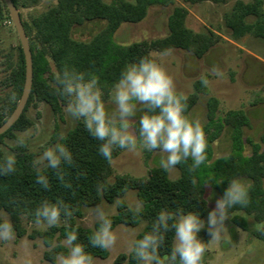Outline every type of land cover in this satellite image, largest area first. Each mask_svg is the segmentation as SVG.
Segmentation results:
<instances>
[{"label":"trees","instance_id":"1","mask_svg":"<svg viewBox=\"0 0 264 264\" xmlns=\"http://www.w3.org/2000/svg\"><path fill=\"white\" fill-rule=\"evenodd\" d=\"M12 1L20 12V9L36 6L40 0ZM185 1L192 4L200 2L227 4L231 0ZM173 2L174 0H135L134 2L115 0L108 4L104 0H56L54 6L33 16L29 22L22 20L33 58V87L30 98L44 101L52 108H55L57 99L67 103V99L55 91V74L62 73L66 66L69 69L75 68L80 72L97 75L104 96L108 97V92L120 79L122 70L129 64L139 63L141 58L154 59L152 52L162 53L165 49H181L197 58H203L221 38L210 30L194 32L188 29L186 26L188 12L183 7H176L172 12L168 22L169 34L164 38L143 40L128 45L118 44L114 40L115 33L122 24L139 23L147 16L150 6L155 4L168 6ZM6 18L11 21L4 0H0V20ZM251 18L253 22H249ZM95 21H105L106 24L89 40L83 41L73 37V30L76 27ZM225 24L234 39L251 32L264 40V0H253L250 3L237 1L231 11L225 15ZM18 51L17 64L8 63L10 72L2 81L4 86L12 87V95L0 111V126L12 114L23 92L26 70L21 45L18 46ZM45 74H49L47 81L41 77ZM207 93L208 89L201 84V81L194 83V92L187 96L188 115L197 104L200 94ZM207 106L209 120H214L215 123L212 129L209 127L204 129L208 142L207 159L195 171H189V165L192 163L189 159L187 163L177 166L181 175L176 180L170 179L169 172L161 167L152 168L146 177L113 176L112 160L118 155L119 149L113 152L112 160L108 161L98 151L101 142L94 139L85 129L84 123L79 121L78 125L61 140V143L70 150L73 158L71 165L67 163L61 165L65 173L64 182L57 178L55 170L42 169L50 182V188L45 190L36 183V169L32 157L25 150H18L14 154L16 171L7 176L0 175V213L5 212L9 215L17 237L28 235L32 240L40 238L47 248L43 258L51 264L57 262L59 255H67L69 248L64 241L66 233L73 230L78 234L76 243L83 244L93 260L106 259L109 256V250L94 248L89 243V237L98 228V224L95 228H85L78 224V219L84 216L85 208L97 206L102 202H117L118 213L109 216L112 220V230L118 225L135 227L141 222H146L144 230L136 237L137 240L151 231L154 220L162 210L172 213L182 210L185 214L198 212L201 219H204L207 212L205 186L212 185L222 197L228 183L235 176L241 175L253 182V190H251L253 200L248 198L249 203L246 207L236 205L230 208L229 215L235 211L264 214V150L260 144L248 141L251 156L246 158L239 153H231L220 161L222 169L220 167L213 171L211 163L210 147L221 134L219 125L230 130L232 148L239 151L238 145H240L245 149L242 136L243 128L249 126L248 115L238 109L227 112L224 117H217L219 101L213 97L208 99ZM28 125L29 121L23 113L14 126L0 136V163L6 157L2 149L4 139L13 137L15 131L24 130ZM261 141L264 144V132ZM65 183H70L71 188L65 187ZM101 186L102 192L98 191V187ZM131 190L136 192L138 201L143 205L138 215H134L135 210L131 209L124 200L125 194ZM44 201L49 203L63 201L71 207L74 214L67 219L62 215L61 223L56 227H47L44 231H33L28 234L21 220L24 217L28 222L34 223V212ZM0 221H3L1 216ZM234 223L245 229L238 219H234ZM198 235L208 244L210 236L206 229ZM173 237L174 231L166 233L165 245L160 250L162 256L170 251ZM258 238L264 240V233H259ZM115 264H137V262L131 251L129 254L118 256Z\"/></svg>","mask_w":264,"mask_h":264},{"label":"rangeland","instance_id":"2","mask_svg":"<svg viewBox=\"0 0 264 264\" xmlns=\"http://www.w3.org/2000/svg\"><path fill=\"white\" fill-rule=\"evenodd\" d=\"M104 1L110 4L115 0ZM134 1L128 0V2ZM237 1L253 2V0H231L227 4H214L212 2L192 4L185 0H174L168 6L155 4L149 7L147 16L141 22L122 24L114 36V40L122 45L164 38L169 34L168 22L172 12L176 7H183L188 12L186 21L188 29L194 32L210 30L221 38L220 42L203 58H197L192 53L181 49H172L168 56H160V52L151 53L157 63L162 64L173 77L178 93L189 96L194 92L196 81H201V77L209 79L208 93L200 94L197 104L189 112L191 118L201 121L204 129L205 127L211 128L215 123L214 120H209L208 114L207 104L211 97L219 101L217 117H224L227 112L238 109L245 111L248 115L249 126L243 128L242 136L245 149H242L240 145H238L239 151L232 148L230 130L219 125L221 134L210 147L213 171L219 169L221 167L220 161L227 158L231 153H239L246 158L250 157L251 147L248 141L260 144L264 150V144L261 141L264 132V40L251 32L239 39L232 37L231 31L225 24V15L231 11ZM55 4L56 0H40L32 8L20 9L22 20L29 22L33 16L42 13ZM249 22H253V18L249 19ZM105 24V21H95L76 27L73 30V37L83 41L89 40ZM19 45L20 41L12 22L7 18L0 20V111L12 95V87L4 86L2 81L9 75L8 63L16 65L18 62ZM36 48L38 49V47ZM213 65L219 66L223 72L222 77L211 74L210 70ZM41 77L47 81L49 74ZM103 99L106 108L111 111L114 105L109 103V96H104ZM66 105L67 103L57 99L55 108H52L44 101L29 98L24 109L29 125L24 130L15 131L13 137L4 139L2 149L5 156L14 155L18 150H25L34 161L42 155L46 148L61 143V137L64 138L70 130L78 125L79 121L83 123L82 120H76L65 111ZM138 118L139 114L135 119ZM21 137L26 141L24 147L16 145V141ZM236 146L234 145V147ZM161 157L162 154L159 151H141L139 154H134L119 149L118 155L112 160L113 176L146 177L152 168L160 167ZM180 175L181 171L177 167L174 171L169 172V178L172 180L178 179ZM233 179H240L248 185V198L253 200V191H251L253 190V182L241 175L235 176ZM228 186L229 183L225 190ZM220 198L221 195L212 185L207 184L205 186L207 212L203 220L206 224L209 212L214 209L216 201ZM124 200L133 210H135L136 203L139 202L136 192L133 190L125 194ZM99 205L105 209L109 216L118 213L117 202H102ZM95 207L84 209V216L78 219L80 226L85 228L96 227L97 223L92 214V209ZM0 216L3 220H10L9 215L5 212H1ZM229 216V219L225 221L228 233L218 243L208 242L204 264H264V240L258 238V234L261 232L254 228L257 224H264V214L235 211ZM234 219L241 221L245 229L234 223ZM21 223L28 234L33 231H44L48 227L46 224L37 225L28 222L24 217ZM145 226L146 222H141L135 227L118 225L112 230L117 236V240L116 244L108 249L109 256L106 259L96 258L93 260V264H115L118 256L129 254L132 242L144 230ZM46 250L47 248L40 238L32 240L28 235L23 237L15 235V239L10 242L0 241V264H26L27 261H31V264H51L43 258ZM55 264H58V261Z\"/></svg>","mask_w":264,"mask_h":264},{"label":"clouds","instance_id":"3","mask_svg":"<svg viewBox=\"0 0 264 264\" xmlns=\"http://www.w3.org/2000/svg\"><path fill=\"white\" fill-rule=\"evenodd\" d=\"M171 51L165 49L160 56H168ZM210 71L214 76H223L218 65H213ZM55 80L56 93L67 99L65 111L76 120L83 121L88 133L101 142L98 151L108 161L112 160L116 149L134 154L159 151L162 154L160 167L167 172L174 171L189 159L192 161L189 171H195L206 161L208 142L204 126L199 119H193L186 113L188 97L176 91L173 77L156 60L144 57L139 63L129 64L122 70L120 79L108 92L109 103L114 105L111 111L106 108L105 93L97 75L66 66L62 73L55 74ZM209 83L207 77H201L204 87ZM16 145L26 146L25 139L19 138ZM15 163L14 155L6 156L0 163V175L14 173ZM62 163H73L72 154L63 143L46 148L33 161L36 183L45 190L50 188L49 179L42 169L55 170L57 178L64 182ZM65 187L71 188V184L65 183ZM98 191L102 192V186ZM248 203V185L240 179H233L209 212L207 224L198 212L185 214L182 210L176 213L162 210L151 231L132 242L131 251L137 264H204L208 244L198 234L206 229L211 237L208 242L218 243L228 233L225 226L230 217L228 210L236 205L246 207ZM141 210L142 203L137 202L134 215ZM73 214L71 207L63 201H44L34 212V223L56 227L61 223L62 215L67 219ZM92 214L98 228L89 237L90 245L102 250L112 248L117 236L112 231L109 214L100 205L92 209ZM254 228L264 233V224H257ZM170 231H174L170 251L162 256L160 250L165 245L166 233ZM14 239L11 221H0V241ZM77 240V231L66 233L64 243L69 251L67 255L57 257L58 264H93V257L83 244L76 243ZM26 264H31V261Z\"/></svg>","mask_w":264,"mask_h":264},{"label":"water","instance_id":"4","mask_svg":"<svg viewBox=\"0 0 264 264\" xmlns=\"http://www.w3.org/2000/svg\"><path fill=\"white\" fill-rule=\"evenodd\" d=\"M6 7L9 12V16L11 19V22L16 30V33L18 35L20 45L24 54V60H25V83L23 87V92L20 97V100L12 112V114L9 116V118L0 126V136L5 134L7 131H9L14 124L19 120V118L24 113V109L28 103V100L30 98L31 92H32V85H33V58H32V52L30 47V41L26 34L20 12L14 5L12 0H4Z\"/></svg>","mask_w":264,"mask_h":264}]
</instances>
